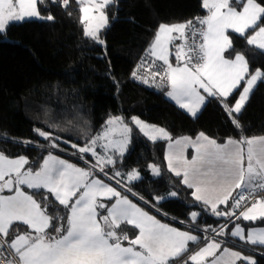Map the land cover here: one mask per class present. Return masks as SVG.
<instances>
[{
  "label": "snow or ice",
  "instance_id": "1",
  "mask_svg": "<svg viewBox=\"0 0 264 264\" xmlns=\"http://www.w3.org/2000/svg\"><path fill=\"white\" fill-rule=\"evenodd\" d=\"M52 2L67 8L70 0ZM76 2L82 13L84 36L104 45L100 34L110 26L106 9L117 0ZM43 3L44 0H0V35L12 22L32 18L53 21L51 14H41L38 4ZM202 8L207 11L203 17L159 24L146 52L154 59L149 63L142 58L131 76L149 86H167L166 95L193 117L207 102L216 99L242 132L243 126L236 116L242 113L258 83L264 82V67L250 70V63L264 55V0H202ZM229 30L258 51L250 55L236 51ZM249 31L252 34L246 35ZM177 40L180 42L174 45ZM173 45L175 64L170 60ZM238 90L239 97L231 104L230 98ZM52 127L56 126L49 125ZM134 129L153 143L168 141L167 168L176 177H182L181 183L192 190V207L200 205L212 215L236 220H264V136L249 138L241 134L238 140L229 137L218 143L200 132L194 140L189 136L173 139L164 127L138 116L126 120L124 116L110 115L101 131L89 136L83 146L71 145L77 150L73 155L79 159L88 154L95 158V164L87 168L49 152L34 170L26 167V156L10 158L0 152V258L5 264H174L189 251L190 243L199 242L200 237L193 234L195 229L182 231L162 223L129 199V195L138 197L146 207L167 216L160 205L178 196L171 191L154 196V202L147 201L130 186L142 179L139 170H116V164L132 146ZM34 131L50 141L52 149L59 148V137L39 128ZM189 147L195 151L191 159L185 155ZM109 167L111 175L105 170ZM148 168L154 177L161 175L159 165L150 163ZM97 169L126 194L97 178ZM25 187L34 194L25 191ZM6 189L10 195L3 194ZM44 191L63 206L65 215L59 214L55 203L48 202V196L35 198ZM229 201L231 208L221 211L219 206L228 205ZM189 215L195 222L201 213L192 211ZM15 222H22L30 231L10 237ZM121 225L133 226L138 234L129 239L126 232H121ZM226 228L224 225L212 231L225 236ZM230 235L245 244L264 246V228L248 229L245 235V229L236 223ZM206 240L205 246L189 255L183 264H258L254 256L223 247L225 241L218 242L215 237ZM124 241H128L127 246ZM249 250L255 254L254 249Z\"/></svg>",
  "mask_w": 264,
  "mask_h": 264
},
{
  "label": "trees",
  "instance_id": "2",
  "mask_svg": "<svg viewBox=\"0 0 264 264\" xmlns=\"http://www.w3.org/2000/svg\"><path fill=\"white\" fill-rule=\"evenodd\" d=\"M38 7L43 16L51 14L54 20L12 22L0 35V152L9 157L26 156L29 159L26 167L35 170L51 151L86 165L73 155L76 151L71 146L63 142L60 143L63 151L51 149L49 141L38 136L34 129L51 132L59 137L57 142L67 140L83 146L89 136L101 131L108 116L114 114H120L126 120L138 116L164 127L172 138L194 137L204 132L222 143L229 137L238 140L241 134L246 137L264 135V82L258 83L242 113L236 116L243 126L241 132L216 99L207 102L193 117L166 96L167 86H149L131 76L139 57L154 40L159 24L180 23L204 16L207 11L202 8V0H117L106 9L110 26L100 34L104 45L84 36L80 5L76 0H70L67 8L52 0H44ZM113 16L117 18L113 20ZM229 35L236 51H245L249 55L258 51L248 46L239 34L229 30ZM257 67H264V55H258L250 63V70ZM239 94L238 90L230 98L231 104ZM49 125L56 127L49 128ZM166 145L167 140L153 143L134 129L132 146L116 164V170L124 173L134 168L139 170L142 179L131 182L130 186L147 201L154 202V196L176 191L177 197L160 205L167 216L146 207L138 197H129L164 221L184 229H195L202 236L206 231L219 230L227 218L203 211L200 205L191 206L192 190L181 183L182 177H176L167 168ZM150 163L160 166V176L152 175L148 168ZM105 170L112 172L111 167ZM25 190L34 194L33 190L26 187ZM45 195L49 203L57 205L59 214L65 215L63 206H59L46 191L35 198L41 200ZM230 208L231 201L220 206L224 210ZM52 211L50 208L49 213ZM192 211L201 213L195 222L190 219ZM100 212L105 214L103 209ZM234 223L227 224L226 237ZM245 224L264 225V220ZM28 230L26 225L15 222L10 233ZM121 232H126L132 239L138 230L131 225H121ZM199 242L191 244L189 251ZM188 252L175 262L182 264ZM250 252L258 264H264V255H261L264 253Z\"/></svg>",
  "mask_w": 264,
  "mask_h": 264
},
{
  "label": "rangeland",
  "instance_id": "3",
  "mask_svg": "<svg viewBox=\"0 0 264 264\" xmlns=\"http://www.w3.org/2000/svg\"><path fill=\"white\" fill-rule=\"evenodd\" d=\"M81 15H82V13L80 12V17H81ZM32 19H36V18H32ZM39 20V19H38ZM167 96V95H166ZM168 97V96H167ZM169 98V97H168ZM112 116H121L120 114H114V115H112ZM109 117V116H108ZM108 119V118H107ZM106 119V120H107ZM141 119V118H140ZM149 123V122H148ZM151 124H153V123H151ZM160 127V126H159ZM66 143L68 146H71L72 144H74V143H72V142H70V141H67V140H61L60 142H57L58 144H59V148L58 149H54V150H62L63 151V147H61L60 145V143ZM167 143H168V141H167ZM49 145H50V141H49ZM50 147V146H49ZM51 148V147H50ZM52 149V148H51ZM74 148H72V150H73ZM72 150H70L69 151V153H72ZM75 151H77L76 149H74ZM97 151H102L101 149H97ZM52 153H54L53 151H51ZM76 153V152H75ZM77 159H79L78 158V155H74ZM86 156H89V158L88 159H86V161H88V160H90V161H88L89 162V165H91V164H95V158H93L90 154H88V155H85L84 157H86ZM84 160H85V158H83ZM83 159H80V160H82V162H84L83 161ZM85 161V162H86ZM91 162V163H90ZM167 163V162H166ZM86 164V163H85ZM89 165H85V166H82V165H79L81 168H87ZM111 173L112 172H109V175H111ZM97 178H99V179H102V180H104V182L105 183H111V185L113 186V187H117V190L118 191H121V188L120 187H118L116 184H115V182L114 181H110L109 179H107L106 177H104L102 174H99V170L97 169ZM124 183H128V181L127 180H125L124 181ZM235 194V193H234ZM134 202V201H133ZM221 206V205H220ZM220 206H219V208H220ZM221 211H228V210H224V209H220ZM238 211V213H237V215H239V211L240 210H237ZM151 213V212H150ZM153 214V213H152ZM155 215V214H154ZM156 216V215H155ZM157 217V219H159V220H161V222L162 223H166V224H169L170 226H172V227H176V228H179L180 230H182V231H191V230H188V229H184V228H181V227H178V226H176V225H174V224H171V223H168V222H166V221H164L163 219H161L160 217H158V216H156ZM220 217V216H219ZM225 217V216H224ZM227 218V221H225V222H223V224L221 225V227H223L224 225H227L228 223H230L231 221H235V223L233 224V226L231 227V229L229 230V232H228V234H229V236H230V238H229V236L228 237H226V235L225 236H217L216 234H215V239L219 242V241H225L226 242V240H229V242H227V243H224V245H223V247H228V248H230V249H232L233 251H239V252H241L243 255H245V256H254L250 251H249V249H254L255 251H258V252H261V253H264V251L263 250H261V248H260V245H250V244H245L244 242H242V241H239L237 238H235V237H232L231 235H230V232H231V230L235 227V224L236 223H239L240 225H241V227H243L244 229H245V235H247V231H248V229H251V228H264V225H257V224H255V225H246L245 223L246 222H249V221H245V220H243V218H241L240 220H236L235 219V217H226ZM256 222V221H255ZM220 227V228H221ZM138 230V229H137ZM196 231V230H195ZM195 231H193V234L194 235H197V236H199L200 237V240H201V242H199V244H197V245H195L193 248H191V250L188 252V255H187V257L189 256V255H191L192 253H194L195 251H197V250H199V248L200 247H203V246H205V244H206V242H207V240L206 239H204V237H205V235H206V233H204L203 234V236L200 234V233H196ZM218 231V230H217ZM138 234V233H137ZM222 239V240H219V239ZM230 242H232V243H234V244H236V246H233V245H231L230 244ZM191 244H193V243H190L189 244V248H190V246H191ZM187 259V258H186ZM255 259V258H254ZM240 262H238V264H239ZM174 264H179V263H174ZM182 264H183V262H182Z\"/></svg>",
  "mask_w": 264,
  "mask_h": 264
},
{
  "label": "crops",
  "instance_id": "4",
  "mask_svg": "<svg viewBox=\"0 0 264 264\" xmlns=\"http://www.w3.org/2000/svg\"><path fill=\"white\" fill-rule=\"evenodd\" d=\"M205 15H207V13L205 14ZM204 15V16H205ZM252 34V32H250L248 35H251ZM180 41H175L174 42V45H175V43H179ZM174 45L172 46V54L170 55V60L172 61V63L173 64H175L176 63V58H175V55H174V52H175V47H174ZM242 90V89H241ZM167 91H168V89H167ZM171 101H173L175 104H177L174 100H172L171 98H169ZM178 105V104H177ZM179 106V105H178ZM203 107V106H202ZM202 109V108H201ZM184 111H186L187 112V110H185V109H183ZM201 111V110H200ZM199 111V112H200ZM190 114V113H189ZM198 135V134H197ZM196 135V136H197ZM183 136H186V135H183ZM183 136H178V137H176V138H180V137H183ZM196 136H194V137H191L193 140L196 138ZM260 136H264V135H260ZM190 137V136H189ZM252 137H259V136H252ZM176 138H173V139H176ZM249 138H251V137H249ZM226 141V140H225ZM225 141H223L222 143H224ZM167 152H168V143H167V145H166V149H165V155L167 154ZM54 155H57V156H59L61 159H64V160H67L69 163H72V164H75L77 167H80L79 165H82V166H85V165H83V164H80V163H77V162H75V161H72V160H70V159H67V158H65V157H63V156H61V155H59V154H57V153H53ZM195 154V151H194V149L193 148H191V147H189L188 149H187V151H186V153H185V155H186V157L188 158V159H191V157H192V155H194ZM48 155V154H47ZM46 155V156H47ZM10 158H15V157H10ZM85 158V160L83 159V161H84V163H86V165H89V162L88 161H90V160H88V161H86V159H88L89 158V156H86V157H84ZM86 161V162H85ZM91 163V162H90ZM26 191V190H25ZM4 195H10L11 193L6 189L5 191H4V193H3ZM122 194H124V193H122ZM104 202H105V198H101ZM129 199H131L130 197H129ZM134 203H136L135 201H134ZM138 204V203H137ZM139 205V204H138ZM139 206H141V205H139ZM141 207H143V206H141ZM145 210H147V209H145ZM99 211H100V209H99ZM148 211V210H147ZM150 214H152V213H150ZM152 215H154V214H152ZM17 223H22V222H17ZM23 224V223H22ZM28 227V226H27ZM29 229V228H28ZM28 231H30V229L28 230ZM27 231V232H28ZM20 233H25V231L24 232H20ZM15 234H11L10 233V237L11 236H14ZM135 237H133L132 239H134ZM124 243V245L125 246H127V244H128V241L126 242V241H124L123 242ZM260 247H263V248H261V250H263L264 251V246H260Z\"/></svg>",
  "mask_w": 264,
  "mask_h": 264
},
{
  "label": "built area",
  "instance_id": "5",
  "mask_svg": "<svg viewBox=\"0 0 264 264\" xmlns=\"http://www.w3.org/2000/svg\"><path fill=\"white\" fill-rule=\"evenodd\" d=\"M201 17H203V16H201ZM146 52H147V51H146ZM146 52H144V53L139 57V59H138L136 65H135V69H136L137 65L141 63V59H142V58H145L149 63H151L152 59H154L153 57L147 56V55H146ZM160 63H161V62L157 61V64H160ZM153 70H158V69H153ZM146 71H147V69L142 70V72H146ZM148 74L150 75V72H149ZM215 234H216V233L213 232V231H206V236H205V237L210 238V237L215 236ZM0 264H5L4 259L0 258Z\"/></svg>",
  "mask_w": 264,
  "mask_h": 264
}]
</instances>
